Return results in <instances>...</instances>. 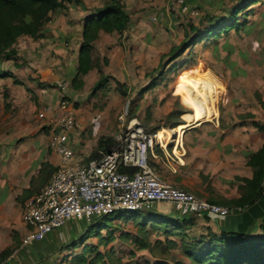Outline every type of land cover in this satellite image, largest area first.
<instances>
[{"label":"crops","instance_id":"crops-1","mask_svg":"<svg viewBox=\"0 0 264 264\" xmlns=\"http://www.w3.org/2000/svg\"><path fill=\"white\" fill-rule=\"evenodd\" d=\"M217 1L200 2L212 6ZM82 2L86 11L79 7H70L64 13L58 10L45 28L43 39L18 40L16 56H23L28 60L31 69L27 73L24 72L23 66L13 60L0 62V70L11 72L21 83L15 85L12 78L0 79V114L7 111L6 117L11 121L5 125L7 130L0 132V232L7 229L11 209L16 205L21 206L22 202L25 206L26 202L48 183L59 164L57 156L48 148V129L37 121L36 112L48 110L50 116L56 109L57 95L46 91L45 85H53L59 81L70 83L75 74L83 18L87 12L93 10L92 8H98V5L89 6L87 1ZM200 2L195 5L191 3L196 7ZM253 9L254 16L248 24L249 27L239 31L242 39L238 42H222L226 55L220 63L223 74H214L215 77L226 84L246 86L244 89L232 88V97L223 102L225 117L213 116L208 122L194 124L185 130L182 137L179 136L176 140L174 136L168 140L164 149L155 145L148 152L149 165L154 170L157 169L159 177L169 185L196 195L203 194L199 186L203 184L206 189V186L211 185L219 191V188H222L220 192L224 198L236 200L239 198L238 187L242 185L238 179L252 177L251 168L247 165V156L262 147L263 134L248 123L233 126L232 121L241 116L252 115L251 121L264 124V111L258 100L255 101L252 97L255 93L264 103V0L253 5L251 10ZM149 31L151 30H143L129 21V26L122 34L99 33L94 46L101 53L107 54L105 58L108 63L102 67L103 74L119 82L133 81L132 76L144 77L149 60L156 59L158 64L162 53L165 52L156 47L157 39L152 40L153 33ZM109 41L111 47L108 51L105 46ZM131 46L135 50L136 58L134 54L128 53ZM154 57L156 58L153 59ZM11 64L13 66H10ZM210 67L215 66L211 63ZM71 93L73 98L77 94L76 91ZM169 113L168 109L164 115ZM77 117L81 122V130L71 134L70 145L80 159L86 160L95 153L97 141L104 135L106 122L100 121V116L89 114L82 107L77 109ZM95 126L98 128L92 135ZM173 158L179 162H175ZM182 158L186 164L190 163L186 170L181 168L184 163ZM190 169L192 171H187ZM171 173L178 175L171 176ZM203 196L207 198V194ZM258 208H264V194L259 202L248 210L247 215L251 214L255 218L254 211ZM167 212V206H158L157 213L166 215ZM256 218L246 222L245 214L233 218L226 217L223 221L209 217L215 223L217 232L223 227L226 230L232 223L239 226L252 222L249 234L260 224L258 217ZM76 230L77 225L72 226L71 223L52 232L40 244H35L21 254L22 264H35L34 257L42 247L53 246L57 236L65 239Z\"/></svg>","mask_w":264,"mask_h":264},{"label":"rangeland","instance_id":"rangeland-1","mask_svg":"<svg viewBox=\"0 0 264 264\" xmlns=\"http://www.w3.org/2000/svg\"><path fill=\"white\" fill-rule=\"evenodd\" d=\"M83 1H87L89 6L98 5V7L105 3V0ZM120 2L124 11L129 16L131 24L139 26L143 30H151L149 32L153 33L152 40L157 39L156 43H158V46L156 47L161 50V52L165 53H162V59L160 58L158 64L156 63V57L153 58L155 59L154 61L149 60V65H147L148 67L144 77L137 78L132 76V78H134L133 81H118L123 85L122 88L117 87V84L115 83L117 80L112 77V80L109 81L105 90L91 94V89L94 83L99 79L97 69L91 70L92 72L83 78V86L80 90L76 91L77 94L74 96L77 103L76 107H82L86 109L89 114L100 116V121L106 122V129H104V135L101 137L111 138L114 143L111 148L116 146V135L120 133L117 116L120 112L128 113V120L134 119L138 121L141 126L152 132H154V128L158 127V131L165 130L176 133L175 131L178 127L188 126L190 128L194 124L208 122L213 116L217 118L221 116L224 118L226 109L223 106H225L224 103L232 97V88L244 89L246 86L244 84L242 87L241 85H236L238 86L236 87L229 83L226 84V82L221 80L222 83L218 81L220 79L215 77V75L218 76V73L223 74V68L220 63L224 60L226 55L222 42L225 40L238 42L242 39L239 31L245 30L249 27L248 24L251 23L252 17L254 16V9L246 16L242 14L238 15V31L230 30L218 37H210L206 40L200 41L174 61L173 64L161 68V64L165 62L169 50L173 46L179 44L184 39L185 35H193L191 27L193 29L197 28L199 32L202 33L206 27L210 26V24L219 18L223 17L230 21L231 9L235 4L229 0H218L212 6H207L206 3L200 2V4L192 8L193 14H180L178 11L174 10V7L170 4L169 0H120ZM261 2L262 0L259 3ZM61 12L64 13V11ZM152 18H155L154 22L152 21ZM168 18H170L172 22ZM110 47L111 42L109 41L105 48H108L109 51ZM128 50L130 55L135 53L132 46L129 47ZM106 55V52L103 54L97 47H93L92 59L96 66H99L101 69L104 67L102 61ZM133 56L136 58L137 55L134 54ZM153 56H155V54H153ZM221 57L222 59H220ZM13 61L23 66L25 73L31 69L28 65V60L23 56H16ZM135 61L137 62V59H135ZM145 63H148V59H146ZM211 63L214 64L215 67H210ZM10 66L13 65L11 64ZM195 79L202 80L213 90L212 96L203 98L205 103L203 106L210 113L207 119L203 121H200L197 118L196 110L187 106L184 102L186 97L185 85L188 81ZM150 85H152V88L149 91L143 95H138L139 91ZM122 92H124V94H122ZM252 97L255 101L258 100L255 93ZM168 109L170 112L179 111L182 115L167 119V115L165 116L164 114L168 112ZM6 114L7 111L0 114V132L5 131V125L11 122L6 117ZM37 114L38 112H36V115ZM242 117L244 116H241V118ZM246 119V123L250 125L251 119ZM176 124L178 126L172 128V126H175ZM97 128L98 126H95L92 135L96 132ZM177 133L182 137L185 130L181 133ZM161 136L162 134L160 137ZM169 140H171V137ZM184 158H182L184 162V165L182 164L181 167L182 170H186L190 165V163L186 164ZM173 159L175 162H179L176 158ZM155 171L158 170L155 169ZM187 171L192 170L190 169ZM175 174L178 175V173H171L170 175L176 176ZM165 175L167 176V174ZM199 187L203 194H207V198L200 193L197 195L192 192L190 193L198 198L206 199L208 202H215L221 206H232L229 203L231 200L224 198L221 195L220 191L223 190L222 188H219V191L216 187L208 185L206 186V189H204L203 184ZM179 189L184 190L182 188ZM231 189L233 188L231 187ZM21 204V206L16 205L11 209L12 213L10 218H8L7 229L0 232V263L3 261H7L8 263L12 262L11 256L19 249L20 240L24 235V228L21 224L22 210L24 208L23 202ZM243 214L246 215V222L249 219H257L256 217H258V221L261 222V220L264 219V208H258V210L254 211L255 218L251 214L247 215V211L240 214L230 215L228 217L233 218ZM146 215L147 213H138L133 215V217H129L127 214H111L108 215L106 219L98 221L101 224L104 222L105 228L100 227L99 229H91L90 231H87L89 224L86 222L72 223V226L77 225L78 230L71 233L70 236L65 239L62 236H57L56 242L53 243V246L42 247L40 251H38L39 254L34 257L33 263L153 264L157 260H164L168 264H189L180 251L181 237H166L163 234L162 229L158 226H152L150 224L145 225V229L147 230L145 239L148 240L150 250L147 251L138 248V245L135 242L136 239L143 240L144 237L139 233L136 221H139ZM188 219H192L191 223H186L183 225L182 230H180V234L184 235L186 241H190L191 238L198 239L200 236L206 235L208 232H219L215 231L216 225L209 218L188 217ZM177 220L178 222L183 221L181 218ZM220 220L223 221L224 218H220ZM259 225L260 224L254 227L252 234H250L251 236L261 235ZM225 231L246 233V223L239 226L232 223V225L228 226ZM84 236H87L88 238L82 244L80 240ZM101 237L108 238L107 240L109 241L106 243L102 241ZM171 241L175 242L174 244H176V246L170 245L169 242ZM81 253H84L85 256L84 263L78 262L76 259ZM98 253L100 254V257H96V254ZM15 257L17 261L16 264H22V258L18 255Z\"/></svg>","mask_w":264,"mask_h":264},{"label":"built area","instance_id":"built-area-1","mask_svg":"<svg viewBox=\"0 0 264 264\" xmlns=\"http://www.w3.org/2000/svg\"><path fill=\"white\" fill-rule=\"evenodd\" d=\"M202 0H169L180 14H193V6ZM238 4L243 0H229ZM155 21V18H152ZM46 91L57 95L54 112L37 114V121L49 132V150L57 156L59 164L48 183L30 198L23 209L21 223L25 232L16 257L66 224H91L104 216L117 213L158 212V206H167V216L226 218L241 211L240 208L216 205L164 182L149 165L148 152L158 145L164 149L167 141L178 133L150 131L129 114L120 112L117 122L120 133L116 146L96 151L82 160L70 145V136L81 130L77 117L76 100L70 84L59 81L45 85ZM171 133V134H169ZM172 214V215H170ZM3 261L0 264H10Z\"/></svg>","mask_w":264,"mask_h":264},{"label":"trees","instance_id":"trees-1","mask_svg":"<svg viewBox=\"0 0 264 264\" xmlns=\"http://www.w3.org/2000/svg\"><path fill=\"white\" fill-rule=\"evenodd\" d=\"M261 0H243L235 4L231 9L230 21L225 18H219L210 26L206 27L203 32H199L197 28H192V36L185 35L184 39L173 46L167 56L162 67H167L173 64L180 58L187 50L194 47L200 41L206 40L210 37H218L230 30L238 31L239 22L238 15H248L251 7L256 5ZM70 7H79L82 11H86L82 0H0V62L10 61L16 58L15 45L20 38H30L34 41L43 39L45 37V28L51 22L53 15L58 11H67ZM129 16L124 11L120 0H105V3L93 10L87 12L83 18L81 29V40L77 54V65L75 74L70 81L71 91L80 90L83 86V78L93 69H97L99 79L94 83L91 94L98 91L105 90L112 80L111 76L104 75L102 69L96 66L92 59V50L95 42L99 38V33L105 34H122L129 26ZM162 59V58H161ZM107 59L102 61L103 66H107ZM12 78L15 85L21 83L15 79L13 74L9 71L0 70V79ZM117 87L122 88L123 85L115 81ZM152 88V85L147 86L138 92V95H143ZM124 94V92H122ZM183 100V98H182ZM258 104L264 111V103L258 98ZM182 115L181 112L171 111L167 115V119H172L175 116ZM253 119L252 115L237 118L232 121L233 126L246 124L247 119ZM172 126V128H175ZM250 126L256 129L264 137V124L252 120ZM186 127V126H184ZM159 128H154L153 131H158ZM113 141L108 137H100L97 141L94 152L99 150H109L113 146ZM247 165L251 168V179H238L242 185L238 187L239 198L231 200L229 203L232 206L240 208L241 211L237 214L243 213L251 209L264 194V142L262 147L256 153H251L247 156ZM216 204L215 202H210ZM119 215H126L125 213H117ZM138 213L127 214L133 217ZM104 216L88 225V230L105 228V224L98 221L106 219ZM182 219L178 222L177 219ZM206 218H209L206 216ZM188 217H175L163 215L156 212H149L145 217L136 221V226L143 240L136 239L138 248L141 250H150L148 240L145 239L147 230L145 225L158 226L162 229L166 237H181L180 251L189 264H264V219L261 220L259 230L261 235L251 236L249 229L252 222L246 224L247 232H227L224 227L216 232H208L206 235L200 236L198 239L191 238L186 241L184 235L180 234L183 225L191 223L192 219ZM103 225V226H101ZM102 230V229H101ZM89 233V232H88ZM140 237V238H142ZM84 236L80 242L82 244L87 239ZM102 241L106 242L108 238L101 237ZM111 239V238H109ZM170 245L176 246L175 242H169ZM85 248V245H84ZM100 257V254H96ZM78 262L84 263V253L77 256ZM153 264H168L164 260H157ZM181 264V263H175Z\"/></svg>","mask_w":264,"mask_h":264},{"label":"bare ground","instance_id":"bare-ground-1","mask_svg":"<svg viewBox=\"0 0 264 264\" xmlns=\"http://www.w3.org/2000/svg\"><path fill=\"white\" fill-rule=\"evenodd\" d=\"M185 91V104L196 110L197 118L200 121L206 120L210 113L203 106L205 104L203 98L212 96L213 90L210 89L202 80L195 79L186 83ZM188 128V126L178 127L175 132L181 133ZM161 134H163V132H159V137Z\"/></svg>","mask_w":264,"mask_h":264}]
</instances>
